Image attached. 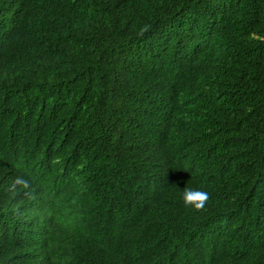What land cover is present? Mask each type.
<instances>
[{"label": "trees", "instance_id": "trees-1", "mask_svg": "<svg viewBox=\"0 0 264 264\" xmlns=\"http://www.w3.org/2000/svg\"><path fill=\"white\" fill-rule=\"evenodd\" d=\"M0 264H264V0H0Z\"/></svg>", "mask_w": 264, "mask_h": 264}, {"label": "clouds", "instance_id": "clouds-1", "mask_svg": "<svg viewBox=\"0 0 264 264\" xmlns=\"http://www.w3.org/2000/svg\"><path fill=\"white\" fill-rule=\"evenodd\" d=\"M181 198L186 207L201 211L207 204L210 194L200 189L184 188Z\"/></svg>", "mask_w": 264, "mask_h": 264}]
</instances>
